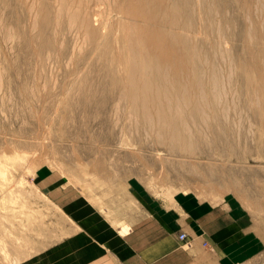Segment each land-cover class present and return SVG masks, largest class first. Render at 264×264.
Listing matches in <instances>:
<instances>
[{
    "label": "rangeland",
    "instance_id": "1",
    "mask_svg": "<svg viewBox=\"0 0 264 264\" xmlns=\"http://www.w3.org/2000/svg\"><path fill=\"white\" fill-rule=\"evenodd\" d=\"M55 1L40 0L38 4L36 0H28V3L32 2L33 5L35 4L34 7H39L37 12L40 14L38 15L36 14L37 12L35 13L36 7L32 8L33 11H29L33 5L32 3L30 5L27 4L25 0H0V19L2 21L6 18L0 23L3 24V22L7 21L3 25L0 24V75H2L0 79L3 80H0V86L2 87L0 89V171L5 173V177L0 173V264H34L33 260L41 254L40 257H42L47 247L62 241L66 237L70 226L69 218L65 213L64 206L60 204L63 199L59 200V198H65L68 189L74 190L76 193L86 194L87 197L99 203L104 201V205H128L142 202V199L147 198H155L158 203L161 201L171 203L180 194H187L211 204L220 205L223 208L226 206L234 213L233 218L242 221L244 225H251L253 228V233L248 237V241L238 243L239 251L243 255V258H241L243 259L242 264H264V127L251 115L250 109L243 108L246 100L245 92L243 91L242 93L237 89L236 94L233 93L235 95L233 97L231 87L228 93L230 98H226L227 105L229 100V106H232H230L231 112L229 113V115L231 114L230 128L225 130V133L224 131L219 132L218 135L225 136L227 134V138L230 141L226 142L230 143L221 146L223 150H228L229 152H226L231 153L229 157L225 155V151H223L224 154L222 153L219 139L211 141L213 150L212 148H205L210 155L198 152L193 153V157L192 152L175 150V148L170 150L165 143L155 141V139H160L161 137L157 136L158 133L154 132L153 129L137 132L132 129L121 131L120 127H115L111 130L113 126L101 124V119L103 118L101 113H98V117L95 116L92 110H90L91 112H83L82 110L70 112L71 103L76 96H74V87L69 88V86L77 84L74 79L76 76H78L76 79L80 80L91 73V67L95 69L96 65L101 64L100 62L103 59L100 60V56L102 53L98 49L99 46H97V41L100 37L103 38L102 36L107 34L114 49L119 48L121 42L117 41V39L121 36L122 30L121 28L119 29V23L116 22L119 19V22H122L119 24L121 27L124 13L119 14L114 11L115 9L113 10L114 7L111 6L110 8L108 2L111 5L113 3L111 0L108 2L103 1L107 7L102 2L103 5L100 8L99 6L95 7L94 5L96 4L92 0V3H89V7L92 5L91 10L93 11L90 12L92 16L91 25L95 24L94 26H96L101 22L95 19L97 13V17L101 15L100 18H105L104 21L108 19L111 23L114 20L113 23L115 24H111L110 28H106L107 32L101 23L96 28L98 29L99 27L102 31H99V29L97 32L94 31L96 28L93 26L94 29L90 30L91 32L89 31V33H93L89 35L91 38L84 36V33L83 38L86 37L84 38L86 41H82L83 39L81 40L82 37L80 35L84 31L80 30L78 24L73 27V32L72 30L69 31L71 27L67 22V17L62 18L63 20L61 19L59 28H57L58 31H54L58 27L52 15L54 13L53 9H55L53 8L54 5L57 6V1ZM235 4L233 3V7L228 8V13L239 19L238 5ZM71 5H69L71 8L75 7V5ZM103 7L106 10H113L111 16L108 14V17H106L109 11L106 12L104 8L105 13H103ZM3 9H6V16H4L5 14L3 15ZM95 9H98V11L102 9V14ZM39 10L41 11L39 12ZM44 10L45 13H43ZM33 13L36 14L34 15L36 17L38 15V19L35 17L37 25L34 24L36 25V28L35 26L33 28L34 30L30 27L34 22L32 21V18L34 20ZM116 14L117 16H115ZM119 15L121 16L120 18ZM3 16L4 18H2ZM64 22L66 23L64 24ZM1 26H3L4 30H2ZM5 26H10L12 31L9 27L7 29L12 33L6 30ZM235 26L232 27L228 34L226 33L225 40L228 39L229 42L224 40L223 48L221 49L225 50L226 45L224 44L229 43L227 44V47H230L228 49L237 56L240 53L239 48L242 46L240 35L242 22L238 20V24ZM67 30L69 34H72L69 35ZM35 31L38 32L36 33ZM99 32L102 34L101 36ZM2 33H5V36ZM116 33L118 34L117 38L115 37ZM9 34H12V36ZM35 34L40 36L38 35L37 37ZM98 35L99 37L97 38ZM206 35L204 31L200 36L207 37ZM76 36H79L77 37L78 39ZM20 37L21 40H19ZM3 39L6 40L7 45ZM59 39H63V42ZM90 39L91 41H88ZM76 42L79 45L82 42L83 44L81 45L86 47L83 48L80 45V48L82 47L83 49H81L85 50L77 49L79 45ZM114 42L118 45L116 48ZM85 43L87 44L84 45ZM62 44H65L64 48ZM73 45L78 46L73 49ZM76 49L77 52H75ZM47 50L52 55L47 54ZM34 51L38 54H35ZM70 52L73 53L72 56H70ZM56 53L61 58H58ZM53 55L55 56L53 57ZM39 56L43 58L40 59ZM48 57L52 59L48 60ZM65 58V62L69 67L64 62ZM39 59L41 60L40 64ZM103 61L106 60L104 59ZM69 62L70 64H68ZM72 62H75V64H72ZM36 64H38V67L35 69ZM226 64L220 63L222 68L226 66L225 69L228 71L227 68L230 64L228 66ZM55 66H57V70L54 68ZM41 68L46 72H42ZM58 68L62 70L60 69V71ZM34 72L36 75H34ZM235 74L238 73L236 72ZM235 81L236 84H240L236 79ZM54 82H58L56 83L57 85ZM237 91L241 99H239ZM234 108H236L235 113L233 111ZM240 109L241 112L239 111ZM239 114H241L240 118ZM250 118L251 123L248 124ZM252 123L253 125L257 124L253 127ZM238 128L241 129L238 130ZM248 129H250V132H248ZM252 130L255 132V136ZM208 131L207 134H209ZM148 132L152 138L149 137ZM146 134H148L147 137H145ZM217 145L219 146L217 147ZM15 148L18 149L15 150ZM57 190H60L59 194H56ZM53 192L56 194L55 197ZM1 244L5 245L8 252L12 246V252H9L11 258L9 256H6L7 258L3 257L4 251ZM15 254L16 256L24 257L23 259L25 260L16 262ZM10 261L12 262L10 263Z\"/></svg>",
    "mask_w": 264,
    "mask_h": 264
},
{
    "label": "bare ground",
    "instance_id": "2",
    "mask_svg": "<svg viewBox=\"0 0 264 264\" xmlns=\"http://www.w3.org/2000/svg\"><path fill=\"white\" fill-rule=\"evenodd\" d=\"M25 1H27V4L29 5L32 3V2L28 3V0H25ZM36 1H37L36 3H38L40 0L39 1L36 0ZM56 1L55 2L57 3V6L54 5L53 8L55 9H53L54 13L52 14L53 20L56 26H58L56 27V29L59 28V23H61L60 22L61 19L64 17H67V22L69 26L71 27L69 31H71L72 29L74 30L73 27H75L76 24L79 25L80 30L84 31L83 34L80 35L82 37L81 40L83 39L82 41H86V39L84 40V38L86 37L88 38V36L91 34L89 33V31L94 29V27L96 28V26H98L100 23L101 25L105 27V31H106V28H110L111 24H115L113 23L114 20L111 23V21L109 22L107 18H106L107 19L106 21H104L105 18L104 19L100 18L101 16L100 13L102 14L101 12L102 9L104 11L103 13H105V10H106L105 7H107L103 1L108 2L110 0H94L93 1L96 4L94 5L95 7L99 6L100 8V6H102L103 4L105 5V7L101 9V11L100 10L98 11L99 8L95 9L98 12H100L99 13L100 16L97 17L98 15L97 13L95 19L96 21L98 19V22L99 20L101 22L96 26H94L95 24L92 22L94 24L93 25L94 27L91 25L92 16L90 12L92 11L91 10L92 5L89 7V3L90 2L92 3V0H56ZM111 1L113 2V3L111 2L112 3L111 5H109L110 2H108L109 3L108 6L110 8L111 6L114 7L113 10L115 9L114 11H117L119 14L124 13L122 17L123 24L121 25V27L119 25L121 21L119 22V19L117 22L115 21L116 23H119L118 27L119 29L121 28L122 30L121 36L117 39V41L119 40L121 44L119 45L118 49H114V47L111 45V39L109 38V36H107L106 33H105L106 35L102 36L103 38L100 37V39H98L97 46H99L98 49H100L102 53V55L100 56V60L105 59L106 61L101 60L100 62L101 64L96 65L95 69L94 67H91L90 68L91 73H89V75L85 76L84 78L80 80L76 79V77L78 78V76L74 78L77 84H72L71 86H69V88L74 87V96L76 97L71 103L72 108L70 112H73V111L76 112L77 110H82L83 112H87V111L91 112L90 110H92L93 113H95V116H98V113L102 114L103 118L101 119V122H102L101 124L113 126L111 127V130L112 128H115V127L116 128L120 127L121 131H125L126 129H132V130H136L137 132L140 130L147 131V130L153 129L154 132L156 131V133H158L157 136L161 137L160 139H155V141H159V143L160 142L165 143L166 145L169 146L170 150H174L175 148V150L192 152V154L198 153V152L209 154V151L206 149L212 148V143H211L212 140L215 139L216 141L219 139L220 146L224 144L227 145L228 143H230V142H226L229 140L227 138V134L225 136L224 135L219 136L218 133L222 131H224L225 133V130L230 128L231 114L229 115V113L231 112L230 108L232 106L231 105H230L231 107L229 106V102H230L229 100H228V105H227L226 98L229 97L228 93L232 87L231 94L233 95V97L235 96L233 93L236 94L237 89L242 93L243 91L245 92L244 94H246V100H245L243 108L250 109L251 115L255 119H257L260 122V124L263 125L264 127V0H111ZM55 2L53 3L55 4ZM233 3H236L238 5L237 11L240 14L239 19L231 15L230 13H228V8L231 6L233 7ZM70 4H72L73 6L75 5V7L71 8L69 6ZM97 4H101V5H97ZM34 5L32 7L30 6L31 9H29V11L30 10L33 11L32 8L34 7ZM35 7L37 8L35 11L36 13L39 7L37 6ZM5 10H4L3 15L6 12ZM41 10H39V12ZM113 10L112 9L106 10V12L111 11L110 13L109 12L107 13L106 17H108V14L111 16ZM43 13H45V10ZM36 14L39 15L40 13L37 12ZM36 14L33 13L32 16ZM38 15L37 17L34 16V20L32 18V21L35 22V23L33 22L32 26L29 25L30 27H32V29L34 28V26L36 28L37 22L35 20L36 18L38 19ZM4 16H6V14ZM4 16L2 18H4ZM110 16H109V19H110ZM115 16H117V14ZM120 17L121 16L119 15V18ZM238 20L242 22V28L240 32V35L242 38V41H241L242 46L239 48V52L241 54L238 53V55L236 56L234 55L233 52H231L228 49L230 48V47H227V44L229 43L225 42L226 44H224L226 45L227 50L226 48L225 50H222L221 48H223L222 45L224 43V40L226 39L225 38L226 35L229 33L232 27L238 24ZM6 22L7 21H5V23ZM5 23L3 22V24ZM29 23L31 24L30 20H29ZM65 23L66 22H64V24ZM0 24L3 25L2 23ZM38 25L40 24L38 23ZM10 26H12V24H10ZM10 26L8 27L11 30ZM24 26H25V23H24ZM1 27H2V30H4L3 26ZM8 27L5 26L6 30L10 31L9 29H7ZM32 29L31 31L34 30ZM98 29L96 28L94 31L97 32ZM54 31L57 32L58 29ZM61 31H62V28H61ZM99 31H102V29L100 28ZM204 31H205V34H207L206 35L207 37L200 36L202 35V32ZM113 32H116V31H113ZM67 33H68V30H67ZM4 34L3 36H5ZM9 35L12 36V34H9ZM83 35L86 37L83 38ZM99 35L101 36L102 34L100 33ZM99 35L97 36V38L99 37ZM117 35L118 34L116 33L115 37ZM57 36H59V34H57ZM77 37L79 36H76V38ZM77 39L75 40L77 41ZM19 40H21V37ZM61 40L60 41L63 42V39ZM5 41L6 40H4V42ZM88 41H91V39ZM225 41H228V39ZM34 43L36 42L34 41ZM76 43L79 45L78 42ZM87 43H85L84 45H86ZM55 44H56V41H55ZM81 44L83 43L81 42ZM114 44L116 45V42H114ZM64 45L65 44H62L63 48H64ZM80 45L78 46L77 49L80 48ZM59 46L61 45L59 44ZM75 46L76 45H73L74 48L73 47L72 48L75 49ZM81 46L83 47V45ZM117 46L118 45H116L115 48ZM85 47L86 46H84L83 48ZM12 48H13V45H12ZM77 49L75 50V52H77ZM82 49L81 51L85 50V49L84 50ZM33 50H36V49H33ZM58 51H61V50H58ZM48 53L51 54L49 51L47 52V54ZM35 54H38V53L35 52ZM56 54L58 55V53ZM72 54L73 53H71L70 56H72ZM54 56L55 55H53V57ZM39 57L40 59L43 58L41 56ZM50 58L48 57V60L52 59ZM58 58H61V57H59L58 55ZM65 60L66 58L64 59V62ZM68 61H72V60H68ZM40 62L41 60L39 61V64ZM221 62L227 63L226 64L227 66L230 64L229 67L227 68L228 71L225 69L226 66L225 68H222V66L220 65ZM73 63L75 64V62H72V64ZM68 64H70V62ZM37 65L38 64H36L35 69L36 67H38ZM1 66H4V65H1ZM51 67L52 66L50 63V68ZM56 67L57 66H55L54 68L56 69ZM72 67L74 66L72 65ZM41 69L43 70L42 72H44V69L43 68ZM60 69L61 68H58V70ZM74 69H73V72H74ZM56 72L58 73V71ZM236 72L238 74H235ZM34 75H36L35 72H34ZM1 76L2 75H0V77ZM41 78H42V74H41ZM235 79L240 82L239 85L236 84V81L234 82ZM44 80L42 81L44 82ZM54 83L56 84L58 82H54ZM39 84L41 85L42 83H39ZM3 87H4V83H3ZM0 89H2V87ZM25 98L28 99L27 97ZM239 99H241L240 94H239ZM2 105H3V102H2ZM235 110L236 108H234L233 110L234 113H235ZM239 111L241 112V109ZM241 114L238 115L239 118ZM246 114L248 113L246 112ZM238 120L241 122L240 119ZM248 120H249V117H248ZM250 123H251V118L248 124ZM256 124L253 125L252 123L253 127L256 126ZM239 125H242V124H239ZM240 129L241 128H238V130ZM248 130L247 131L250 132V129ZM207 131L209 132V134H207ZM149 132H148L149 137H151L150 136L151 134ZM148 134H146L145 137H147ZM254 134L255 132H253V135ZM223 137L224 139H222ZM219 145H217V147ZM17 149L15 148V150ZM221 149H222V146H221ZM196 150L198 151L196 152ZM203 150L206 152H204ZM223 151L226 152L228 150L222 149V153ZM228 152H226L225 155H228L229 157L231 156V153H228ZM181 155L183 156L182 153ZM186 155L191 156L188 154ZM193 157H194V154H193ZM19 162H22V161H19ZM15 165H16V162H15ZM58 165H61V164H58ZM0 173L3 177H5V173L3 171H0ZM127 229H128V226L124 225L123 231L127 232ZM1 245L3 246L2 249L4 251L3 257L5 258L6 256H9L10 254L9 252H12L11 251L12 246L10 248V251L8 252V249H6L5 245L3 244ZM16 254L14 257L16 262H22L23 260H25L23 259L24 257L22 258L20 256H16ZM9 258L11 257L9 256ZM11 262L12 261H10V263Z\"/></svg>",
    "mask_w": 264,
    "mask_h": 264
},
{
    "label": "crops",
    "instance_id": "3",
    "mask_svg": "<svg viewBox=\"0 0 264 264\" xmlns=\"http://www.w3.org/2000/svg\"><path fill=\"white\" fill-rule=\"evenodd\" d=\"M65 196L69 231L34 264H242L238 243L253 233L230 208L187 194L128 205H104L71 189Z\"/></svg>",
    "mask_w": 264,
    "mask_h": 264
},
{
    "label": "built area",
    "instance_id": "4",
    "mask_svg": "<svg viewBox=\"0 0 264 264\" xmlns=\"http://www.w3.org/2000/svg\"><path fill=\"white\" fill-rule=\"evenodd\" d=\"M185 237H186L185 232H181L180 235H179V238H180L181 240H183V239H185Z\"/></svg>",
    "mask_w": 264,
    "mask_h": 264
}]
</instances>
